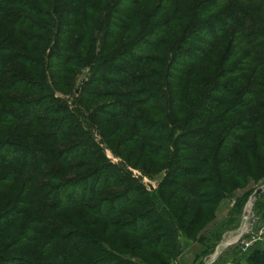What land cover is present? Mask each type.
Wrapping results in <instances>:
<instances>
[{
	"label": "trees",
	"instance_id": "1",
	"mask_svg": "<svg viewBox=\"0 0 264 264\" xmlns=\"http://www.w3.org/2000/svg\"><path fill=\"white\" fill-rule=\"evenodd\" d=\"M112 1L118 27L110 29L134 25L135 35L100 56L91 40L77 63L97 74L104 69L95 83L135 88L120 93L119 117L133 104L151 115L166 100L174 116H153L171 122L167 144L174 147L150 139L159 137L152 129L159 124L149 119L131 145L143 143L145 159L168 151L164 180L149 192L112 163L84 122V100L70 108L49 88L47 51L55 48L45 20L61 17L63 0H49L48 13L37 0L1 2L0 264H172L181 235L193 241L229 194L264 179V0ZM183 152L192 157L186 161ZM179 182L186 184L180 199L162 195ZM251 194L235 203L238 210ZM254 212L264 218V193ZM208 240H197L205 255L217 246ZM249 253V264H264V246Z\"/></svg>",
	"mask_w": 264,
	"mask_h": 264
},
{
	"label": "rangeland",
	"instance_id": "2",
	"mask_svg": "<svg viewBox=\"0 0 264 264\" xmlns=\"http://www.w3.org/2000/svg\"><path fill=\"white\" fill-rule=\"evenodd\" d=\"M37 1L39 2V11H43L45 13L51 12L50 5L48 4L49 0ZM1 2H6L7 4L14 3L13 0H0V3ZM63 2L64 12L61 17L54 20L53 18L45 20L50 28L53 27L51 47L54 46L55 48V50L47 51L46 73L49 88H52V91L57 99L63 101L70 108L72 107L71 103L77 98L84 100L83 106H80V111L85 115L84 122L89 123L90 121L89 124L92 127L91 133L95 143L100 145V147L105 151L106 157L112 163L131 172L134 177L141 178L147 190L149 192L154 191L164 180L167 172V162L170 160L168 151L174 146L172 144H167V138L170 134L168 127L172 126L171 122L169 124L167 120L165 121L164 117L159 120V118L153 115L161 116L162 113V116L164 115L166 117V112H169L171 113V116H174V112H172L171 107L168 104H165V100L163 109V100H161V107L157 109L155 103L154 108L151 110V115H149L145 110H140L139 107L136 108L135 104H133L131 105L132 108L130 111L125 113L122 117H119L113 112L115 111L114 109L117 105L125 104L123 99L120 98L123 96H119L120 93H134L135 88H124L119 86L107 87L102 84H98L97 82L95 83L93 80L97 77L101 78L104 69H101V71L97 74L91 67H89V65L82 66L77 63V61L83 59L82 52H85L86 47L90 45L91 40H93V45L96 47L98 56H100V52L102 53L103 49L106 52L105 54H109L113 48L121 42L131 40V38L135 35L136 29H134V25H131L129 28L119 32H117L116 29H110L108 25H118V23L115 22L118 20L117 17L112 14L113 9L115 8L112 0H63ZM31 18L38 21L37 17L32 16ZM32 19L30 20L33 21ZM254 20L255 19H253V21ZM40 29L41 28H38L36 33L40 32ZM114 40L115 42H113ZM239 43L242 44V41H239ZM110 46H112L111 49H109ZM25 53L29 55L33 54L32 49L26 50ZM151 55L152 57L158 59L157 54L154 53ZM235 59L237 60L240 58ZM58 61H60V63ZM149 69L159 70V68H156L155 66H149L147 70ZM170 86L174 88L175 84L171 82ZM142 115L145 118H142ZM175 116L176 118L181 119L183 114H175ZM148 119L159 124L156 125L158 127L152 128L153 130L156 128L158 129L159 137H152L150 139H157L155 141L156 144H158L159 140L162 141L163 139L162 147L165 150L167 146L168 151L164 153V150L161 149L163 153L158 151L155 158L148 157L145 159L143 156V154H145L143 143L136 145V147L131 145H134V139H136L135 134L139 133L140 127L143 123L142 121ZM151 121L149 122L153 123ZM175 141L176 139L173 141L176 143L175 148L178 147L179 149H182L178 142ZM169 146L171 147L169 148ZM153 151L154 152H151V155L156 152V150ZM181 157H184L187 161L189 157H192V154L183 152ZM181 167H187L186 169L192 170L198 166L185 163ZM183 183L184 182H179L176 186H172L171 188L162 191V195L164 197H168L171 194V197L175 198V200L180 199L179 190L184 187L183 185H186ZM241 186L242 187L239 190H234V192L228 195V198L221 202L214 213L216 221L209 225L207 230L205 229L206 231L203 230V228L201 230L200 227H203V224L207 221V219L202 221L197 228L198 230L196 229L198 232L196 231V234H194L195 239H193V241L187 240L181 235L179 237L180 244L181 240L199 244V241L197 240L205 238L209 239L208 241L210 243H215L216 245L218 244V247L215 249L216 251L220 246L222 248V245H225L226 241L241 227L245 208L255 191L264 187V179L258 182L247 180V182ZM230 187L232 186H229L228 188ZM176 191L178 192L175 193ZM249 192H252V194L248 197V199L246 198L247 201L243 209L241 211L238 210L237 205L240 200H242L246 193ZM257 197L258 196L254 198L251 205V212L253 211V213H255L254 204ZM235 203L238 204L235 205ZM176 209L179 210H175V215L180 216L181 211L185 209V204L181 203ZM225 211H227L226 215L222 216ZM207 214L211 217L210 212H207ZM229 215H233V222L236 221V223H239V227L236 231H234V227L229 226ZM195 219L196 216L194 215L189 219V223L194 222ZM219 234L220 239L215 241V236ZM2 243L3 242H1L0 245ZM221 248L220 250H222ZM226 249L220 252L219 255L221 256L217 258V260H214L215 262L213 261V264H224L225 257H227L226 255L232 252L233 264H249V258L252 253H241L235 241L229 246L228 250ZM209 260L210 258H206V261Z\"/></svg>",
	"mask_w": 264,
	"mask_h": 264
},
{
	"label": "built area",
	"instance_id": "3",
	"mask_svg": "<svg viewBox=\"0 0 264 264\" xmlns=\"http://www.w3.org/2000/svg\"><path fill=\"white\" fill-rule=\"evenodd\" d=\"M242 221L235 243L241 253L247 254L256 246H264V218L257 217L250 208L244 211Z\"/></svg>",
	"mask_w": 264,
	"mask_h": 264
},
{
	"label": "crops",
	"instance_id": "4",
	"mask_svg": "<svg viewBox=\"0 0 264 264\" xmlns=\"http://www.w3.org/2000/svg\"><path fill=\"white\" fill-rule=\"evenodd\" d=\"M235 202V201H234ZM227 211H225L222 216L226 215ZM233 231V230H232ZM236 231V229L234 230ZM233 234V233H232ZM237 237V232L232 235L226 242V245H224V248H222L221 251L228 250L229 246L231 244V242H234L236 240ZM229 241V242H228ZM181 247H182V253L181 255L172 263V264H213L214 260H217V258H219L221 255L218 254V257H214V253H215V249L218 247H215V249L213 250V252L209 253V254H204L205 253V248L202 247L201 245L197 244V243H193L190 241H184L181 240ZM227 257H225L224 260V264H233V252L232 253H228V255H226ZM206 258H210V262L206 261ZM215 262V261H214Z\"/></svg>",
	"mask_w": 264,
	"mask_h": 264
},
{
	"label": "water",
	"instance_id": "5",
	"mask_svg": "<svg viewBox=\"0 0 264 264\" xmlns=\"http://www.w3.org/2000/svg\"><path fill=\"white\" fill-rule=\"evenodd\" d=\"M262 193H264V187L261 188V189H259V190H257V191H255L254 195L250 198V201H249L248 205H247L246 208H245L246 211L249 210L248 207L251 208V205H252V202H253L254 198H255L256 196L261 195ZM220 248H221V246H220V247L217 249V251L215 252V255H214L215 258H216V257L218 256V254L220 253Z\"/></svg>",
	"mask_w": 264,
	"mask_h": 264
},
{
	"label": "bare ground",
	"instance_id": "6",
	"mask_svg": "<svg viewBox=\"0 0 264 264\" xmlns=\"http://www.w3.org/2000/svg\"><path fill=\"white\" fill-rule=\"evenodd\" d=\"M248 209L250 210V208H249V207H248ZM228 242H229V241H228ZM226 243H227V242H226ZM226 243H225V245H226ZM231 243H232V242H231ZM227 244H228V243H227ZM222 248H224V245H222ZM222 248H221V249H222Z\"/></svg>",
	"mask_w": 264,
	"mask_h": 264
}]
</instances>
